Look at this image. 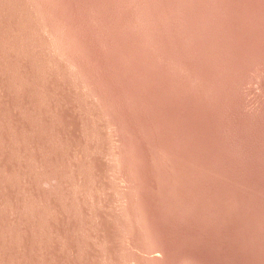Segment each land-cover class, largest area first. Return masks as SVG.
<instances>
[{"label": "rangeland", "instance_id": "rangeland-1", "mask_svg": "<svg viewBox=\"0 0 264 264\" xmlns=\"http://www.w3.org/2000/svg\"><path fill=\"white\" fill-rule=\"evenodd\" d=\"M0 264H264V0H0Z\"/></svg>", "mask_w": 264, "mask_h": 264}]
</instances>
